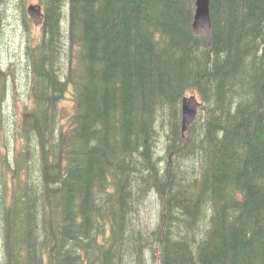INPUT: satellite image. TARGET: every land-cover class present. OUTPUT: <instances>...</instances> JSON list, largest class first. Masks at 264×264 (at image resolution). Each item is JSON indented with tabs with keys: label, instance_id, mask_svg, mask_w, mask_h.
Returning <instances> with one entry per match:
<instances>
[{
	"label": "trees",
	"instance_id": "16d2710c",
	"mask_svg": "<svg viewBox=\"0 0 264 264\" xmlns=\"http://www.w3.org/2000/svg\"><path fill=\"white\" fill-rule=\"evenodd\" d=\"M39 2L36 41L18 6L28 79L23 147L0 159L5 264H264V0H209L211 45L194 0ZM13 67L0 61V102Z\"/></svg>",
	"mask_w": 264,
	"mask_h": 264
},
{
	"label": "rangeland",
	"instance_id": "374dc122",
	"mask_svg": "<svg viewBox=\"0 0 264 264\" xmlns=\"http://www.w3.org/2000/svg\"><path fill=\"white\" fill-rule=\"evenodd\" d=\"M7 1L4 10L5 18L3 19V26L0 29V61L7 65L12 62L13 72L16 77V88L8 90L5 95L6 101L0 102V105L5 110V117L3 123H6L5 127L0 126V159L5 164V156H9L10 153H15L17 150H21L23 143L21 142L17 130V118L19 117L18 111L22 107V101L27 98L26 81L28 77L25 74L24 61L22 58V51L24 47V40L30 35L33 40L39 38V29L30 22V34L23 32L20 22V12L18 9L19 2L24 4V8L29 3H39V0H5ZM4 4L0 3V8H3ZM31 40V39H30ZM9 73V71H4ZM10 75V73L8 74ZM69 103H65L68 105ZM64 105V103H62ZM14 110V111H13ZM14 112V113H13ZM19 133V132H18ZM163 147V146H162ZM160 147V148H162ZM11 165L14 162H10ZM38 168V166H37ZM40 173V172H39ZM10 174L6 176L5 182L10 185ZM9 185L4 184V179L0 180V194L5 187L9 189ZM154 206V205H153ZM2 207V206H0ZM153 208V207H152ZM142 217L150 218L152 222H155V209L151 210L149 207L142 208L140 211ZM154 224V223H153ZM0 228H5V225L0 223ZM0 264H5V249L0 245Z\"/></svg>",
	"mask_w": 264,
	"mask_h": 264
},
{
	"label": "water",
	"instance_id": "95a60500",
	"mask_svg": "<svg viewBox=\"0 0 264 264\" xmlns=\"http://www.w3.org/2000/svg\"><path fill=\"white\" fill-rule=\"evenodd\" d=\"M35 25L42 21L41 7L38 4H29L26 9ZM191 27L195 33L205 34L210 42L209 0H195V10ZM200 103L194 95L184 96L181 101V132L184 133L195 120Z\"/></svg>",
	"mask_w": 264,
	"mask_h": 264
},
{
	"label": "bare ground",
	"instance_id": "6f19581e",
	"mask_svg": "<svg viewBox=\"0 0 264 264\" xmlns=\"http://www.w3.org/2000/svg\"><path fill=\"white\" fill-rule=\"evenodd\" d=\"M211 42H212V41H211ZM211 42H208V44L211 45ZM2 67H3V66H2ZM146 199H148V198H146ZM201 217H202V216H201ZM173 234H174V233H173Z\"/></svg>",
	"mask_w": 264,
	"mask_h": 264
}]
</instances>
